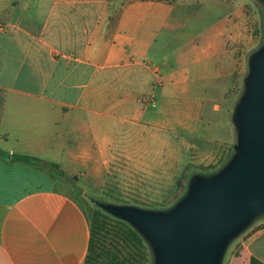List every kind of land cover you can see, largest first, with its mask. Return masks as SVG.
I'll return each instance as SVG.
<instances>
[{
  "label": "crops",
  "instance_id": "1",
  "mask_svg": "<svg viewBox=\"0 0 264 264\" xmlns=\"http://www.w3.org/2000/svg\"><path fill=\"white\" fill-rule=\"evenodd\" d=\"M180 11L177 0H0V264L88 255L90 216L31 159L98 186L117 148L218 140L233 70L214 28L228 15L184 33L195 21ZM235 241L230 264H264V226Z\"/></svg>",
  "mask_w": 264,
  "mask_h": 264
},
{
  "label": "rangeland",
  "instance_id": "2",
  "mask_svg": "<svg viewBox=\"0 0 264 264\" xmlns=\"http://www.w3.org/2000/svg\"><path fill=\"white\" fill-rule=\"evenodd\" d=\"M177 3L181 7L179 16L195 21L182 27L184 33L204 30L211 21L228 15V21L224 20L223 24L214 28L217 33L228 37L224 44L227 45L229 66L233 70L227 96L217 111L218 115H222L218 118L225 126L222 131L219 130L218 140L214 139L211 144H199L198 137L186 134L179 138L180 148H117L115 155L112 154L111 166L101 176L98 186L81 184L79 177H63L60 172L53 170L90 218L98 209L115 216L106 207L166 213L188 196L197 180L221 174L237 156L240 144L236 125L238 112L249 94L248 85L254 72V63L264 53V2L177 0ZM177 145L174 141V147ZM259 226H264L262 213L254 216L242 233ZM141 235L144 249L138 264H159L155 249ZM100 240L106 250L115 246L110 236ZM235 240L224 251L221 264H230L237 244Z\"/></svg>",
  "mask_w": 264,
  "mask_h": 264
},
{
  "label": "water",
  "instance_id": "3",
  "mask_svg": "<svg viewBox=\"0 0 264 264\" xmlns=\"http://www.w3.org/2000/svg\"><path fill=\"white\" fill-rule=\"evenodd\" d=\"M248 86L236 122L238 153L225 171L197 180L163 214L106 207L143 234L159 264H221L227 246L254 216L264 214V53Z\"/></svg>",
  "mask_w": 264,
  "mask_h": 264
},
{
  "label": "trees",
  "instance_id": "4",
  "mask_svg": "<svg viewBox=\"0 0 264 264\" xmlns=\"http://www.w3.org/2000/svg\"><path fill=\"white\" fill-rule=\"evenodd\" d=\"M34 165L45 169L59 170L57 165H49L38 158L31 159ZM110 236L114 239L115 246L105 249L100 242L101 238ZM144 238L141 233L128 220L105 214L98 209L91 218V234L88 255L85 264H138V258L143 253ZM251 264H263L255 257Z\"/></svg>",
  "mask_w": 264,
  "mask_h": 264
}]
</instances>
